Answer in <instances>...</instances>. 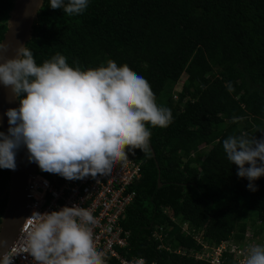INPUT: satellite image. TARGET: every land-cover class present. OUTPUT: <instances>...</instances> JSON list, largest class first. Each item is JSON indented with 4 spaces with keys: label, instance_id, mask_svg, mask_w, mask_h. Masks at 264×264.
<instances>
[{
    "label": "trees",
    "instance_id": "1",
    "mask_svg": "<svg viewBox=\"0 0 264 264\" xmlns=\"http://www.w3.org/2000/svg\"><path fill=\"white\" fill-rule=\"evenodd\" d=\"M13 2L0 0V42ZM48 4L26 43L37 64L57 53L82 69L110 59L127 64L172 113L167 127L149 125L155 159L139 149L128 153L141 162L142 176L130 187L135 196L121 221L127 257L204 264L187 256L201 248L194 234L217 244L232 232L241 238L247 225L264 219V175L253 182L255 191L248 189L222 147L232 135L264 137L257 130L264 129V0H89L73 16ZM37 172L62 177L38 165ZM8 181L9 170L0 168V219ZM155 226L168 230L169 250L150 238Z\"/></svg>",
    "mask_w": 264,
    "mask_h": 264
},
{
    "label": "clouds",
    "instance_id": "2",
    "mask_svg": "<svg viewBox=\"0 0 264 264\" xmlns=\"http://www.w3.org/2000/svg\"><path fill=\"white\" fill-rule=\"evenodd\" d=\"M88 2L49 0L48 5L73 16ZM5 48L0 43V83L11 86L19 106L6 110L9 127L7 134L0 131V168L15 170L16 151L23 145L42 171L67 180L105 176L136 149L150 154L149 125L164 128L172 122L171 110L157 104L150 83L127 64L110 59L82 69L60 53L37 64L26 46L8 59L2 57ZM222 147L237 176L247 178L248 189L255 191L253 182L264 175V137L232 135ZM32 217L25 252L34 264H105L87 208L64 206ZM3 264H10V257L3 255ZM242 264H264V245L249 246Z\"/></svg>",
    "mask_w": 264,
    "mask_h": 264
},
{
    "label": "built area",
    "instance_id": "3",
    "mask_svg": "<svg viewBox=\"0 0 264 264\" xmlns=\"http://www.w3.org/2000/svg\"><path fill=\"white\" fill-rule=\"evenodd\" d=\"M141 176V162L130 157L116 163L110 174L96 178L89 176L67 180L54 177L50 180L36 171L28 177L32 199L28 214L17 239L4 255L10 257V264H34L31 255L25 252L28 233L33 224V213H45L76 205L87 208L95 218V224L90 227L95 245L104 255L105 264H146L143 258L125 255L129 233L121 225L126 209L135 196L130 187ZM181 228L183 233H189L188 226ZM167 234L168 230L164 226H155L150 238L159 242L158 248L169 250L163 243ZM194 238L201 248L190 251L187 256L204 264H242L249 246L264 245V219L256 220L254 225H247L241 238H237L234 232L217 244H210L199 233L194 234ZM176 253L186 255L184 251ZM0 264H3V257Z\"/></svg>",
    "mask_w": 264,
    "mask_h": 264
},
{
    "label": "water",
    "instance_id": "4",
    "mask_svg": "<svg viewBox=\"0 0 264 264\" xmlns=\"http://www.w3.org/2000/svg\"><path fill=\"white\" fill-rule=\"evenodd\" d=\"M43 3L44 0H14L6 21V30L0 42L6 46L2 52L4 59L15 57L17 49L26 46L31 38L33 25ZM18 106V97L11 86L0 83V131L5 134H7L9 127L6 110L18 108ZM150 150L153 159H155V153L151 146ZM8 170L7 202L0 219V261L17 239L22 223L28 214L32 202L28 188V177L35 174L37 164L30 162L27 149L22 145L16 151L15 170ZM157 184L158 187L162 185L159 177Z\"/></svg>",
    "mask_w": 264,
    "mask_h": 264
},
{
    "label": "rangeland",
    "instance_id": "5",
    "mask_svg": "<svg viewBox=\"0 0 264 264\" xmlns=\"http://www.w3.org/2000/svg\"><path fill=\"white\" fill-rule=\"evenodd\" d=\"M185 76H186L185 74L182 75L183 78H184ZM182 77L179 79V81H178V83H177V86H176V87H178L177 89H180V87L183 86V80H182L183 78H182ZM168 93H169V89L166 88V89L164 90L163 94L165 95V94H168ZM162 98L165 99V96H164V97L162 96ZM206 150H207V149L205 148V151H206ZM203 155H204V149H203L202 153H200V154L197 155V158H198V159H202V158H203ZM185 228H186V227H185Z\"/></svg>",
    "mask_w": 264,
    "mask_h": 264
}]
</instances>
